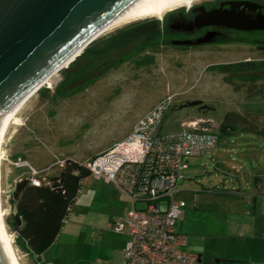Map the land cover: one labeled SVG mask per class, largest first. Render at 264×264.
I'll return each mask as SVG.
<instances>
[{"label":"rangeland","instance_id":"rangeland-1","mask_svg":"<svg viewBox=\"0 0 264 264\" xmlns=\"http://www.w3.org/2000/svg\"><path fill=\"white\" fill-rule=\"evenodd\" d=\"M204 1L213 0H196L192 6ZM177 9L189 10L186 3ZM148 19L163 23L158 17ZM142 20L111 29L99 41L103 44L102 40ZM159 43L144 48L73 96L55 95L67 70L63 66L50 85L45 83L31 97L11 123L3 145L6 223L15 211L12 192L19 180L34 178L47 183L67 159L86 162L130 134L136 122L168 96L172 101L163 133L178 131L182 122L200 117L235 126L226 133L217 128L219 144L191 157L182 170L175 198L184 200L186 206L175 227L188 234L189 248L197 231L204 233L213 220L220 223L225 219L214 210L226 200L222 192L238 185V180L242 185L254 183L256 178L264 180V81L232 85L220 69L223 64L264 59V45L238 42L183 48ZM107 185L104 178L92 174L82 180L56 241L43 251L41 259L17 244L16 234L7 224L21 264H41L44 256L96 262L94 251L103 237L108 242L112 231L107 227L116 209ZM213 229L222 231L220 225Z\"/></svg>","mask_w":264,"mask_h":264},{"label":"built area","instance_id":"built-area-1","mask_svg":"<svg viewBox=\"0 0 264 264\" xmlns=\"http://www.w3.org/2000/svg\"><path fill=\"white\" fill-rule=\"evenodd\" d=\"M171 101L168 96L159 102L130 134L83 163L92 175L112 181L130 201L111 227L128 236L121 264H201L198 254L185 248L187 235L175 227L186 206L175 192L189 159L218 145L215 130L220 125L200 117L163 133Z\"/></svg>","mask_w":264,"mask_h":264},{"label":"water","instance_id":"water-1","mask_svg":"<svg viewBox=\"0 0 264 264\" xmlns=\"http://www.w3.org/2000/svg\"><path fill=\"white\" fill-rule=\"evenodd\" d=\"M136 1L0 0V115L67 62L68 67ZM223 19L237 29L264 28V19L228 12ZM0 264H7L1 247Z\"/></svg>","mask_w":264,"mask_h":264},{"label":"trees","instance_id":"trees-1","mask_svg":"<svg viewBox=\"0 0 264 264\" xmlns=\"http://www.w3.org/2000/svg\"><path fill=\"white\" fill-rule=\"evenodd\" d=\"M161 26L158 20H144L102 40L103 44L99 38L94 40L69 64L56 86L55 95L73 96L144 48L159 43ZM244 41L264 45V33ZM220 69L226 73L224 80L232 85L264 81V59L223 64ZM231 128L235 126L226 122L220 125L224 133ZM65 163L64 168L50 177L47 183L36 185L29 178H24L15 184L12 192L15 211L6 224L15 232L17 244L28 253L40 256L57 239L71 204L78 196L82 180L91 175L82 162L67 159Z\"/></svg>","mask_w":264,"mask_h":264},{"label":"crops","instance_id":"crops-1","mask_svg":"<svg viewBox=\"0 0 264 264\" xmlns=\"http://www.w3.org/2000/svg\"><path fill=\"white\" fill-rule=\"evenodd\" d=\"M104 179L108 183L105 189L113 196L112 200L116 204L107 227L112 231L110 225L127 212L130 201L112 181ZM238 182V185L222 192V195H226V200L214 207L215 211L225 215L223 222L213 220L204 233L197 231L190 248V237L185 233V248L198 254L201 264H264V180L256 178L254 183L248 181L247 185H242L239 180ZM216 225H220L222 231H215L213 228ZM207 238H212V241L206 242ZM127 239L126 234L114 231L108 242L105 243L103 237L94 251V258H98L96 262L79 258L73 261L59 256L46 259L44 256L45 261L41 260V264H121ZM41 257L42 254L40 259Z\"/></svg>","mask_w":264,"mask_h":264},{"label":"flooded vegetation","instance_id":"flooded-vegetation-1","mask_svg":"<svg viewBox=\"0 0 264 264\" xmlns=\"http://www.w3.org/2000/svg\"><path fill=\"white\" fill-rule=\"evenodd\" d=\"M224 12L248 20L264 19V0H213L197 3L190 10L172 9L164 20L160 18L163 23L162 42L159 44L200 48L245 42V38L264 33V28L249 30L230 27L223 19ZM139 22H144V19Z\"/></svg>","mask_w":264,"mask_h":264},{"label":"bare ground","instance_id":"bare-ground-1","mask_svg":"<svg viewBox=\"0 0 264 264\" xmlns=\"http://www.w3.org/2000/svg\"><path fill=\"white\" fill-rule=\"evenodd\" d=\"M183 3L185 4V0H137L106 27L105 33L109 32L111 29L114 30L116 27L129 24L136 20L149 17L162 18L167 11L175 9ZM66 64H68V62L65 63L64 66H66ZM58 70H55L51 75H49L41 86H43L45 83L50 85L53 80V75ZM37 91L38 90H34L25 97L21 98L11 109H8L6 112L0 115V247L7 264H21V262L19 261L15 246L13 244L12 235L9 233L7 228L5 221L6 212L2 204L1 166L2 160L5 158L3 154V145L5 143L11 123L14 119H16L17 114L31 99V97L36 94Z\"/></svg>","mask_w":264,"mask_h":264},{"label":"clouds","instance_id":"clouds-1","mask_svg":"<svg viewBox=\"0 0 264 264\" xmlns=\"http://www.w3.org/2000/svg\"><path fill=\"white\" fill-rule=\"evenodd\" d=\"M196 2V0H185V3L187 4L189 10L191 6Z\"/></svg>","mask_w":264,"mask_h":264}]
</instances>
